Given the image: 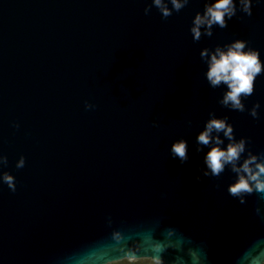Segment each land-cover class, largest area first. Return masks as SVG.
<instances>
[{"label": "water", "instance_id": "95a60500", "mask_svg": "<svg viewBox=\"0 0 264 264\" xmlns=\"http://www.w3.org/2000/svg\"><path fill=\"white\" fill-rule=\"evenodd\" d=\"M150 2L0 0V153L16 182L12 192L0 181V264H99L114 228L139 233L157 220L202 249L205 264H241L249 253L248 264H264V217L254 214L264 200L231 197L228 170L202 177L208 149L196 144L215 112L264 152V75L244 101H259L254 120L218 103L225 88L208 86L200 58L244 39L264 61V0L199 42L189 29L204 0L167 20L155 7L144 15ZM179 139L184 163L170 153Z\"/></svg>", "mask_w": 264, "mask_h": 264}, {"label": "clouds", "instance_id": "9594fccd", "mask_svg": "<svg viewBox=\"0 0 264 264\" xmlns=\"http://www.w3.org/2000/svg\"><path fill=\"white\" fill-rule=\"evenodd\" d=\"M253 2L254 0H204L203 11L195 13L189 29L193 41L199 42L204 37L211 38L216 27L227 28L228 21L236 17L238 12L251 17ZM190 3L191 0H151L143 11L144 15L148 16L155 7L161 18L167 20ZM200 58L207 64L205 78L208 86L212 89L221 86L225 88L218 103L230 111L247 112L254 120H259V101L253 103L251 108H247L244 102L254 95L257 77L264 75V61L260 58L259 50L250 47L249 42L244 39H236L223 46L217 45L214 49L203 48ZM84 107L85 111H91L95 110L96 105L85 101ZM191 123V120L187 121L188 126H191ZM153 126L159 125L154 121ZM14 127L19 128V124H14ZM250 143L248 137L237 139L229 118L217 117L215 112L209 113L203 130L196 136L197 151L208 149L204 156L206 168L200 170L202 177L219 179L226 170L233 173L235 179L228 185L227 192L240 204H247V198L254 195L264 200V152L253 153L249 147ZM170 153L181 163L186 162L189 159L187 141L179 139L174 142ZM25 164L26 160L21 156L15 166L21 169ZM7 165V156L0 153V181L15 192V177L2 171ZM200 179L201 176H198L197 180ZM215 187L219 188L220 185L217 183ZM254 214L264 217L260 206L254 209ZM107 223L111 228V217L107 218ZM110 241L111 244L100 256L99 264H205L207 259L202 249L193 246L178 234L175 228H162L159 220L154 226L139 233L130 234L120 228H114ZM262 246L264 242L256 247ZM170 250L176 255L165 259ZM250 255L251 253L246 255L241 264H248ZM260 259L264 260V250ZM252 264H258V261L253 259Z\"/></svg>", "mask_w": 264, "mask_h": 264}]
</instances>
